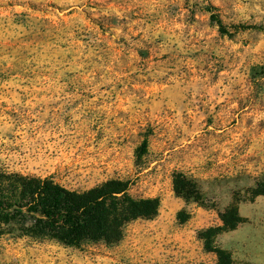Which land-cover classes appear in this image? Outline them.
Segmentation results:
<instances>
[{"label":"rangeland","instance_id":"374dc122","mask_svg":"<svg viewBox=\"0 0 264 264\" xmlns=\"http://www.w3.org/2000/svg\"><path fill=\"white\" fill-rule=\"evenodd\" d=\"M0 166L159 200L114 243L2 227L0 264L213 263L197 232L234 198L245 220L215 243L264 264V0H0Z\"/></svg>","mask_w":264,"mask_h":264},{"label":"trees","instance_id":"16d2710c","mask_svg":"<svg viewBox=\"0 0 264 264\" xmlns=\"http://www.w3.org/2000/svg\"><path fill=\"white\" fill-rule=\"evenodd\" d=\"M143 140L140 147L145 148ZM175 194L185 201L201 202L196 182L181 172L172 176ZM264 196V178L250 190V197ZM159 208L157 197L134 196L129 182L109 178L85 189L68 188L49 175L40 176L8 170L0 166V230L7 228L16 237L48 239L79 247L87 242L114 243L124 227L138 218H151ZM181 214V215H180ZM181 220L185 213H179ZM220 225L197 232L203 248L215 254L213 263L232 264L231 253L215 243L221 232L233 230L245 218L234 198L218 213Z\"/></svg>","mask_w":264,"mask_h":264}]
</instances>
